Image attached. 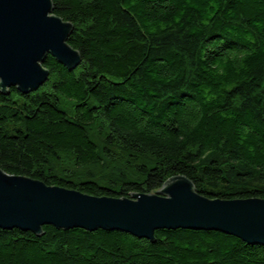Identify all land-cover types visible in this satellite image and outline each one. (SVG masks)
Returning <instances> with one entry per match:
<instances>
[{
    "label": "trees",
    "instance_id": "trees-1",
    "mask_svg": "<svg viewBox=\"0 0 264 264\" xmlns=\"http://www.w3.org/2000/svg\"><path fill=\"white\" fill-rule=\"evenodd\" d=\"M52 3L81 63L49 55L38 90L0 91L3 172L99 198L184 176L209 199H264V0ZM0 264H264V247L215 231L149 241L44 226L0 229Z\"/></svg>",
    "mask_w": 264,
    "mask_h": 264
},
{
    "label": "water",
    "instance_id": "water-1",
    "mask_svg": "<svg viewBox=\"0 0 264 264\" xmlns=\"http://www.w3.org/2000/svg\"><path fill=\"white\" fill-rule=\"evenodd\" d=\"M72 29L54 14L52 0H0V91L38 90L50 75L43 66L49 55L75 69L81 57L67 43ZM44 226L119 231L149 241L159 230L215 231L264 247V199H209L184 176L155 194L99 198L0 169V229L40 236Z\"/></svg>",
    "mask_w": 264,
    "mask_h": 264
},
{
    "label": "rangeland",
    "instance_id": "rangeland-1",
    "mask_svg": "<svg viewBox=\"0 0 264 264\" xmlns=\"http://www.w3.org/2000/svg\"><path fill=\"white\" fill-rule=\"evenodd\" d=\"M65 108L68 109V108H69L68 105H66ZM96 130H97V129H96ZM97 131H98V130H97ZM95 132H96V131H95ZM96 133H97V132H96ZM124 160H125L124 157H121V158H120L119 164H120L121 166H124V164H125V163H124Z\"/></svg>",
    "mask_w": 264,
    "mask_h": 264
}]
</instances>
